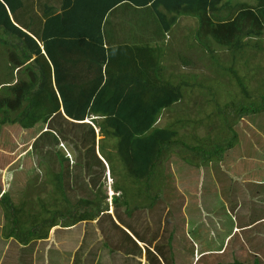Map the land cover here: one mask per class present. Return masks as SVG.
<instances>
[{"label":"rangeland","instance_id":"1","mask_svg":"<svg viewBox=\"0 0 264 264\" xmlns=\"http://www.w3.org/2000/svg\"><path fill=\"white\" fill-rule=\"evenodd\" d=\"M57 1L23 0L17 16L23 26L35 32L40 28L42 8L54 11ZM231 1L235 4L236 1L247 0ZM124 7L114 8L106 18L112 19ZM186 18L194 20L190 22L191 31H182L183 35L179 36L178 28H174L176 46H162L165 49L160 53L163 57H158L161 68L167 63L175 64L174 72L178 75H167L164 79L173 84L178 83L180 77L182 84L178 87L185 96L182 102L168 109L169 112L174 111L176 117L167 116L166 123L157 124L165 126L175 118L184 121L175 125L180 134L171 148L173 154L170 156L166 150L162 152V158L166 160L164 170L170 173V180L160 182L156 203L152 207H143L151 202L149 200L145 204L140 203L146 199L145 194L139 191V186H145L144 181L125 177L126 168L116 149L110 150L112 142L117 143V138L107 136L101 147L96 146L94 152L97 158L102 159V166L92 155L90 144L82 143L79 135H72L76 128L82 127L80 124L68 126L66 123L64 131L70 135H59L56 147L47 137L52 146L39 152L32 144L50 125L34 129H24L16 124L4 125L0 130L1 193L10 191L12 198L18 200L28 185L30 198H24H28L26 208L31 212L39 209L36 202L38 194L45 200V205L52 204L53 188L45 172L46 166L51 165L55 171L59 168L66 171L65 196L71 203L80 197H93V192L100 190L107 197L108 210L100 212L94 220L79 222L70 229L53 226L47 238L34 239L22 245L12 237L2 236L6 220L0 207V264H149L152 256H157L153 264H254V259L258 264H264V220L260 219L264 215V184H260L264 180V112L248 113L240 118L246 130L247 123L252 125L249 128L254 130L249 132L250 135L238 126L241 107L250 106L257 99L259 89L264 91V51H255L248 44L244 54L247 64L242 59L240 63L238 58L236 66L231 61V53L228 57L222 47L204 36L205 27L199 23L195 25V17ZM123 19L120 15L116 29ZM212 46L217 51L211 52ZM4 54L5 48L0 46V64ZM187 60L191 64L185 66ZM227 65L233 67L227 69ZM182 67L185 68L181 70ZM235 70L244 76L248 98L233 77ZM56 124L57 117L51 125ZM92 128L94 135L99 136H95L97 143L103 135L100 131L98 134L96 123L93 122ZM234 132L235 147L228 150L222 160L217 147L222 148ZM59 149L68 157L63 165L58 161ZM209 160L212 161L208 163ZM90 162L92 167L87 169ZM161 178L162 175L157 181ZM116 181L127 189L128 199L137 202L133 212L114 206L111 195ZM254 198L258 202H249ZM64 204L61 197L59 206ZM116 219L121 220L119 227L113 222ZM125 223L141 240L139 243L136 241L138 245L125 234H120ZM123 235L124 239L126 236L136 245L133 254L125 255L119 251Z\"/></svg>","mask_w":264,"mask_h":264},{"label":"trees","instance_id":"2","mask_svg":"<svg viewBox=\"0 0 264 264\" xmlns=\"http://www.w3.org/2000/svg\"><path fill=\"white\" fill-rule=\"evenodd\" d=\"M118 5L125 6L122 11L129 14L134 7L150 6L166 30L179 15L195 17L199 25L205 27L204 36L222 47L228 57L231 53V61L237 66L235 61L238 58L240 63L243 60L247 64L244 54L248 44L255 51H264V0L236 1L235 4L231 0H62L61 12H51L36 33L23 26L17 16L23 0H0V46L5 48V58H1L0 64V130L2 126L11 124L24 129L50 125L32 144L39 152L43 148L50 149L52 144L56 147L59 135H70L64 131L66 123L68 126L80 124L82 127L76 128L72 135H79L82 143H89L92 155L103 166L94 152L95 131L90 123L82 122L92 116L100 117L91 119L103 135L98 147L107 136L117 138V143L112 142L110 150L116 149L126 168L125 177L144 181L145 186H139V191L145 194L146 199L140 203L145 204L149 200L151 202L143 207H152L160 194V182L166 180L163 172L157 171V164L161 159L165 160L162 158L164 150L170 156L173 154L171 148L180 134L175 125L184 121L175 118L164 127L157 126L156 122L164 110L182 102L185 95L179 88L181 81L171 84L170 80L164 79L163 68L158 64L160 54L153 49L148 50L150 59L128 48L125 55H139V65L132 64L135 69L125 72V76L113 73L111 65L115 61L111 54L117 53L115 50H121L124 45L106 48L102 25L106 14ZM209 50L217 51L213 46ZM188 61L185 63L189 64ZM129 64L131 66V61L126 67ZM119 66L122 67L121 64ZM226 67L231 69L233 66ZM234 76L248 98L244 76H240L237 70ZM138 94L133 105L132 97ZM261 112H264V91L259 89L257 99L250 106L243 105L239 113ZM56 117L58 124L51 125ZM47 137L51 138L52 144ZM101 155L107 161V157ZM57 157L60 165L68 160L60 149ZM79 166H82L80 160ZM91 167L90 162L87 169ZM45 172L53 188L52 204L45 205V200L38 194L36 202L39 209L35 212L26 208L30 198L28 185L18 200L12 198L10 191L1 193L0 190V207L6 220L3 237H12L27 245L31 240L47 238L53 226L68 227L80 221L93 220L100 212L108 210L107 197L100 190H95L93 197H80L71 203L65 196L66 171L63 168L55 171L47 165ZM161 175V180L157 181ZM122 185L118 181L114 183L113 189L120 195L114 194L112 202L116 208L123 207L131 213L136 210L137 202L128 199L127 189ZM61 197L66 203L62 207L59 206ZM33 206L34 202L32 209ZM126 236L124 239L123 235V241L119 242V251L125 255L133 254L136 245ZM124 240L129 242V246ZM155 258L157 256H152L149 264H153ZM254 264H258L256 259Z\"/></svg>","mask_w":264,"mask_h":264},{"label":"crops","instance_id":"3","mask_svg":"<svg viewBox=\"0 0 264 264\" xmlns=\"http://www.w3.org/2000/svg\"><path fill=\"white\" fill-rule=\"evenodd\" d=\"M61 1L62 0L57 1L58 5L54 11L48 10V8L47 9L42 8L41 13H39L42 16V20L40 23V29L42 28L43 23L45 21V18L47 16H49L53 12H61V10H62L61 9ZM119 7H120V5L117 6V8H119ZM127 8H129V7H127ZM131 10H132L131 14L121 11L122 14L120 12V13L116 14L110 20L108 18H106L108 15V14H106L104 21H103V25H102V34L104 37V46L106 48L111 49V48L118 46V45H124V47L121 50H115L117 53L111 54L113 56L114 61H115V63L111 65L112 66L111 70L113 71V73L115 75H118L120 73L121 75L125 76V75H127L125 72L130 71V70H134L135 68H134V66H132V64L135 66L139 65V58H140L139 55L147 56L151 59L149 51H148L149 49H153L154 51H157L160 54V53H164V51H165V49H163L162 46H166L167 48L173 44L176 46V44L173 41V30H174V28L177 27L178 28V35L182 36L183 35L182 31H186V32L191 31L192 25L190 22L194 21V20H191L189 18H186L190 15H179L177 17L176 21L172 24V26L168 30H166L162 26V24L159 22L156 13L154 12V10L152 8H150V6L147 5V6H143V7H134ZM161 10H164V8L161 7ZM120 15H121V19L123 17H124V19L120 22L119 29L118 28L116 29L115 25H116V22L119 19ZM167 15L171 16V13L170 14L168 13ZM190 17H193V16H190ZM167 20L170 21V18L168 17ZM197 23H198L197 19H195V25H197ZM38 30L35 32L33 31V32L36 33V32H38ZM119 30H120V33H119ZM128 48H132L134 50V52L136 54H139V55H136L134 57H128L127 55H125ZM171 50L173 51V49H171ZM160 55H161V57H163V54H160ZM128 61H131V66L129 64L130 67L129 66L126 67V64ZM188 62H190V61H188ZM119 64H121L122 67H120ZM190 64L191 63L186 64L185 66L190 65ZM184 68L182 67L181 70ZM174 69H175L174 63H167L166 65L163 66V73L162 74H164V76L174 75L176 77L178 74L174 72ZM179 78H178V81H180ZM138 96H139V94L132 97V104L133 105L135 104L136 98H138ZM174 113H175L174 111L169 112L168 109L164 110L160 114L156 124H159L162 122L166 123L167 116L173 115V117H176ZM97 118H100V117H97ZM239 121L240 122H239L238 126L239 127L242 126L243 130H245V134L250 135L249 132L254 130V129L249 128V126L252 127V125L250 123H247L248 126H247V130H246V125H245V127H243V124H242L243 122H241L242 120H239ZM174 122H172V123H174ZM168 123H170V122L168 121L167 124ZM94 127L96 128V126H94ZM160 127H164V126H160ZM99 131H100V129L98 130V134H99ZM96 137H99V136L96 135ZM239 142H240V144H244L242 140H239ZM234 147L235 146L233 145L231 147V149H233ZM263 182H264V180L261 181L260 184ZM251 201H254L255 203L258 202L257 199H255V198L251 199L249 202H251ZM260 219L264 220V215L261 216ZM256 221H258V220H256ZM256 223H254V224H256ZM124 227H126L127 230H130L132 232L133 236L136 235L131 230V226H129L128 224L125 223ZM68 229H70V228H68ZM134 238H136V237L134 236ZM136 239L138 240V238H136Z\"/></svg>","mask_w":264,"mask_h":264},{"label":"clouds","instance_id":"4","mask_svg":"<svg viewBox=\"0 0 264 264\" xmlns=\"http://www.w3.org/2000/svg\"><path fill=\"white\" fill-rule=\"evenodd\" d=\"M62 113H63V115H65V113L63 112V109H62ZM67 119H69V120H71L72 122H77V121H74L73 119H71V118H69V117H67V116H65ZM243 117V115H241V117H239V119L240 118H242ZM93 118H97L96 116H92V118L91 119H93ZM91 119H88V118H86L85 120H88V121H82V122H86V123H90L91 125L93 124L92 122H91ZM240 120H242V119H240ZM46 130V129H45ZM235 140H236V134H235V132H234V135H233V137L231 138V139H229L228 140V142L226 143V144H224L223 145V147L222 148H220L219 146L217 147V151L219 152V154H218V156L220 157V159H222V160H224V154L228 151V150H230L231 149V147L235 144ZM99 141V140H98ZM96 146L98 147V142L96 143ZM100 158V157H99ZM209 159H210V157H209ZM215 159V158H214ZM219 159V160H220ZM102 160V159H101ZM165 161L166 160H163V159H161L160 160V162L157 164V171H159V172H163V174H164V176H166V179H169L170 180V173H168V171L167 170H164V163H165ZM212 160H209L208 161V163H210ZM219 163V165L220 166H223L222 164H221V162H218ZM201 165H205V164H201ZM261 184H264V182L263 183H261ZM112 189V188H111ZM161 189V188H160ZM113 190V189H112ZM120 192H118V193H115V191H113V194L111 195V198L113 197V195L114 194H118V195H120L119 194ZM99 216V215H98ZM94 220V219H93ZM88 221H92V220H87V221H84V222H88ZM121 220H118V219H116V220H113V222L119 227V222H120ZM80 222H82V221H80ZM79 223V222H78ZM77 224V223H76ZM112 224V223H111ZM75 225V224H74ZM74 225H72V226H68V227H64V228H71V227H73ZM58 226V225H57ZM60 226V225H59ZM63 228V227H62ZM115 229H117V228H115ZM122 232H124L125 234H127L132 240H134V242L138 245V243H139V239L137 240L136 238H134V236H133V234H132V232L130 231V230H127L126 229V227H121V233L120 234H122ZM11 238V237H10ZM138 243H137V242ZM141 241V240H140ZM151 250V249H150ZM153 251V250H152ZM154 252V251H153Z\"/></svg>","mask_w":264,"mask_h":264},{"label":"bare ground","instance_id":"5","mask_svg":"<svg viewBox=\"0 0 264 264\" xmlns=\"http://www.w3.org/2000/svg\"><path fill=\"white\" fill-rule=\"evenodd\" d=\"M87 121V120H86Z\"/></svg>","mask_w":264,"mask_h":264}]
</instances>
